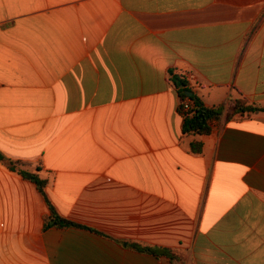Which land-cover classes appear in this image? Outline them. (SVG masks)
<instances>
[{
    "label": "crops",
    "instance_id": "crops-1",
    "mask_svg": "<svg viewBox=\"0 0 264 264\" xmlns=\"http://www.w3.org/2000/svg\"><path fill=\"white\" fill-rule=\"evenodd\" d=\"M171 73L225 104L209 135ZM239 92L264 108V0H0V154L46 182L0 161V264H264V112L229 118Z\"/></svg>",
    "mask_w": 264,
    "mask_h": 264
},
{
    "label": "trees",
    "instance_id": "trees-1",
    "mask_svg": "<svg viewBox=\"0 0 264 264\" xmlns=\"http://www.w3.org/2000/svg\"><path fill=\"white\" fill-rule=\"evenodd\" d=\"M170 80L173 85L178 89V94L180 100L188 99L191 102V109L187 112H182V106L179 104V111L183 117V134L188 137L194 136H206L212 132L211 123L213 121H220L224 111L225 104H219L217 106L208 107L203 104V102L193 93L191 97H187L185 95V91H191L190 88L186 85V82L177 76L176 74H172L170 76ZM184 86L183 89L180 86ZM264 112V108L257 107L248 102V100L239 92V98L235 99L234 106L232 110L229 111L228 117H234L235 115H244L250 113H260ZM202 142L197 140H193L190 143L191 152L194 154L202 153ZM0 161L4 163L10 170L17 171L22 177L28 178L32 182H34L38 188L42 191L45 185V181L39 179L35 174H30L26 171L18 169L14 163L10 160L5 159L0 154ZM51 209V217L46 222L45 227L49 226H57L60 228L74 226L72 222H69L59 215H57L52 208ZM148 252L158 255L165 256L169 259H173V255L169 250L165 249H147Z\"/></svg>",
    "mask_w": 264,
    "mask_h": 264
},
{
    "label": "built area",
    "instance_id": "built-area-1",
    "mask_svg": "<svg viewBox=\"0 0 264 264\" xmlns=\"http://www.w3.org/2000/svg\"><path fill=\"white\" fill-rule=\"evenodd\" d=\"M180 105L182 106V112H187L191 109V102L188 99L180 100Z\"/></svg>",
    "mask_w": 264,
    "mask_h": 264
},
{
    "label": "water",
    "instance_id": "water-1",
    "mask_svg": "<svg viewBox=\"0 0 264 264\" xmlns=\"http://www.w3.org/2000/svg\"><path fill=\"white\" fill-rule=\"evenodd\" d=\"M182 87V89H183V85L182 86H180V88ZM192 92L191 91H185V95L187 96V97H191L192 96Z\"/></svg>",
    "mask_w": 264,
    "mask_h": 264
}]
</instances>
